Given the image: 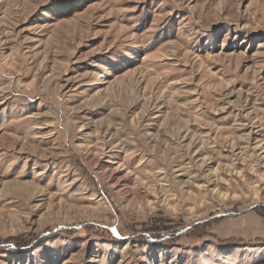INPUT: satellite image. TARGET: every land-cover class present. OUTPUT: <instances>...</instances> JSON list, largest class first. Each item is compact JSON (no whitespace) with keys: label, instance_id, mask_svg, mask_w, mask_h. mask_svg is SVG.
Here are the masks:
<instances>
[{"label":"rangeland","instance_id":"374dc122","mask_svg":"<svg viewBox=\"0 0 264 264\" xmlns=\"http://www.w3.org/2000/svg\"><path fill=\"white\" fill-rule=\"evenodd\" d=\"M0 264H264V0H0Z\"/></svg>","mask_w":264,"mask_h":264},{"label":"bare ground","instance_id":"6f19581e","mask_svg":"<svg viewBox=\"0 0 264 264\" xmlns=\"http://www.w3.org/2000/svg\"><path fill=\"white\" fill-rule=\"evenodd\" d=\"M263 47V46H262Z\"/></svg>","mask_w":264,"mask_h":264}]
</instances>
